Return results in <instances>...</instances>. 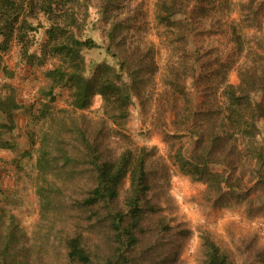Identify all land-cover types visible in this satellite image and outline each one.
I'll use <instances>...</instances> for the list:
<instances>
[{"label":"rangeland","instance_id":"374dc122","mask_svg":"<svg viewBox=\"0 0 264 264\" xmlns=\"http://www.w3.org/2000/svg\"><path fill=\"white\" fill-rule=\"evenodd\" d=\"M88 1L92 7L81 26L85 37L99 46L82 50L83 75L92 78L102 64L106 67L101 75L120 74L131 93L128 115L121 118L108 111L100 94L84 108L75 105L67 80L57 81L51 73L68 66L48 41L49 23L43 16L28 19L37 27L28 31L23 45L15 35L0 36V248L14 236L10 246L17 247L21 264H205L203 239L208 236L232 264H264V164L255 168L253 147L246 141L235 147L233 139L210 138L219 123L216 113L195 107L203 82L191 77V55L180 56L183 44L172 47L160 40L164 29L156 22L157 0H80L77 7L85 8ZM107 1L110 16L103 19L98 9ZM239 1L233 0L235 5ZM115 18L127 34L125 49L140 48L150 58L121 66L112 54L117 48L108 52ZM230 18L237 20V11ZM119 31L112 33L119 36ZM252 38L257 41L258 34ZM219 43L225 49L227 39ZM216 58L222 65L227 62L220 52ZM224 73L229 83H239L236 66ZM220 85L218 80L211 85L208 104L216 97L225 109ZM260 98V92L253 95ZM259 127L258 140L264 141V120ZM81 128L107 158L117 159L129 147L148 151L150 189L141 201L145 218L130 249L116 241L103 210L97 216L79 207L89 183ZM46 135L55 156L42 173L37 161ZM63 149L80 157L77 170L62 160ZM218 160L223 164H212ZM195 166L223 172L229 186L199 179L189 172ZM120 189L118 206L126 210L128 177ZM76 236L89 254L88 262L68 255V241Z\"/></svg>","mask_w":264,"mask_h":264},{"label":"trees","instance_id":"16d2710c","mask_svg":"<svg viewBox=\"0 0 264 264\" xmlns=\"http://www.w3.org/2000/svg\"><path fill=\"white\" fill-rule=\"evenodd\" d=\"M79 1L0 0V36L15 35L23 45L29 40L27 39L28 31L37 27L29 23L28 19L43 16L49 23L46 30L48 41L56 50H59L58 54L68 66L63 70L58 69L57 73L55 71L51 73L56 75L57 81L67 80L69 87L73 90L75 105L84 108L94 94H100L108 111L118 117L126 118L131 93L120 74L101 75V69L106 67L102 64L97 67L92 78H86L83 75L82 50L97 48L99 45L95 39L90 36L85 37L83 33L86 25L84 22H86L85 19L92 5L88 1L85 8H78ZM110 1L115 4L117 0ZM108 3V1L107 3L101 2L99 5L98 11L103 19L110 16ZM235 11L239 15L237 20L230 18ZM21 17L25 18L20 21ZM156 22L164 29L163 33H159L163 44L167 43V46L172 47H176V44H183L181 45L183 53L180 56L191 55L190 69L195 71L191 77L195 81L202 80L203 82V89L195 107L205 113H216V121L219 122L216 124V130L209 135L210 138L214 141L233 139L235 147L244 141H246L245 144L250 143L253 147L252 160H256L255 168L259 169L262 162L264 164V141L258 140L259 121L264 120V0H240L237 5L233 0H157ZM82 23L84 26H81ZM110 24L112 25L108 37L110 41L106 49L109 52L113 46L117 48V51L112 54L118 57L121 66H131L150 58V56L142 55L140 48L128 52L129 50L125 49L127 34L125 35L120 29L122 23L120 25L118 19L115 18ZM118 29L120 30L119 36L112 33ZM257 34L259 39L255 41L252 37ZM220 38L227 39L225 49L219 45ZM189 45L194 46V49L191 50ZM3 49L0 43V50ZM219 52L227 60L223 65L217 61V58L212 59L218 56ZM234 52L235 59H232L231 54ZM249 53L252 54V60L249 58ZM242 55V59L236 61L238 60L236 57ZM234 66H236L239 79L237 85L224 79V71ZM107 68L110 67L107 66ZM217 80L221 84L222 95L227 99L225 109L216 97L212 99L214 100L212 105L208 104L209 97H211L209 92L211 85L216 84ZM209 82L213 84L209 85ZM259 92L261 98L253 99V95ZM48 94L53 95V87ZM183 94L189 96L185 89ZM79 133L86 149L85 163L89 180L88 188L79 201V207L95 212L97 216L103 210L104 220L108 221L115 232L116 241L122 246L127 245L130 249L136 242L134 233L145 218L141 201L150 189L148 151L145 147H129L117 159L107 158L99 149L98 144L87 137L85 129H79ZM48 138L49 136L46 135L43 139L45 141L41 143L37 161L42 173H46V168L51 166L55 156V151ZM202 138H204L203 135ZM61 155L66 164L71 163L69 165H72L74 170L78 169L80 164L78 155L71 154L69 149L61 150ZM212 164L221 165L223 163L218 160ZM189 172L194 175L198 174L199 179L209 184L220 185L224 182L229 186V179L223 172H210L208 168L198 166ZM126 177L129 178L130 184L129 198L126 202L127 209L121 210L118 206V199L122 181ZM262 177L264 178L263 171ZM13 237L10 236V243L7 246L0 248V264H21L16 252L17 247L10 246ZM203 245L206 251L205 264H232L228 255L222 252L210 237H204ZM68 248V255L72 260L89 261V254L83 248L80 236L71 237L68 241ZM112 264L131 263L122 261L112 262Z\"/></svg>","mask_w":264,"mask_h":264}]
</instances>
